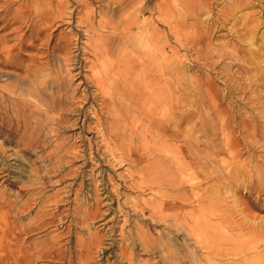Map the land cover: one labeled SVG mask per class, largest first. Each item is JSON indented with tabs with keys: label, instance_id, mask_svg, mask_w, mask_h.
<instances>
[{
	"label": "rangeland",
	"instance_id": "rangeland-1",
	"mask_svg": "<svg viewBox=\"0 0 264 264\" xmlns=\"http://www.w3.org/2000/svg\"><path fill=\"white\" fill-rule=\"evenodd\" d=\"M38 1V6L34 5L31 0H16L11 5L0 3V53L3 47L13 48L12 67L0 66V88L16 87L18 89L16 97L19 99L27 98L28 94L32 92L35 95L40 94L44 103L49 107L53 106L54 98L60 94H63V101L65 96L68 97L70 94L79 98L74 104L70 102L71 106L69 98L65 99V102L68 101L66 104L68 112L63 116L65 125L60 132V138L65 139L66 149L77 146L78 152L82 153L79 152L75 157L57 153V157L51 162L59 167L57 174L52 171L50 163L46 165L38 163L33 166V169H38L41 172V180L35 181L38 186L35 187L34 193L38 197L34 207L37 208L42 199L45 201V215L47 216L45 220L47 222L45 221L46 226L44 225L45 227L40 232L31 235V239L39 243H48L54 238H61V250L68 251L69 249L72 254H75L76 234L81 237V242L85 241L84 243L97 239V235L107 236L105 239L108 243L105 242L108 246L104 242L102 251L100 250L101 252L95 257V264H107V262L112 264L114 262L112 254L117 252L115 249H118V244L120 246L121 243L118 232L123 229L126 236H133L128 244L134 251L140 250V244L135 242V236L139 232L153 240L152 246L156 250L154 251L156 253L155 261L151 259L150 254L140 252L142 256L135 258V263L140 260L142 262L148 260L152 264H239L240 262V264H244L247 260L248 264H264V74H260L255 64L250 62H253L254 59L259 62L264 61V0H247L249 5H242L240 9H232L231 12H229V8H234V2L236 4L240 0H209L203 10L198 9V1L193 0L196 8L192 10L197 12L195 13L199 18V27L193 28L189 22L185 34L191 35L193 38L202 33L205 35L202 36L200 44L196 43L187 48L183 46L182 42L179 43L177 32H175L176 29L178 30L177 17L175 16L183 10L180 13L183 17L187 6L183 2L181 3L184 5H176L172 0H125L124 4L119 6L121 9L118 6H113L109 10L104 7L105 4L102 0ZM6 5L10 7L5 9ZM162 6H165L164 10ZM159 7L162 8V11ZM45 9L51 10L53 15L57 14L60 9H64L75 17L72 20H68V18H65L64 21L53 20L51 28L41 30L34 26L33 18L39 12L38 10L47 11ZM126 9L128 10L125 11ZM135 9L136 11L139 9V12L136 13ZM20 11H24L23 14L28 13L29 17L21 20L19 15L22 12ZM103 11L111 13L109 16L114 23H128L131 19H139L142 22L141 24L138 20L139 24L133 30V39L127 40L129 42L126 46H129L128 48L131 50L136 49L135 44L142 40L141 37L144 39L142 43H145V38L149 39L153 32L157 40L159 54L156 56L155 65L153 67L151 65L153 75L149 78L161 79V84L158 85L159 89L164 88V77L161 75L164 73V75L166 74L165 79L167 78L168 66L165 64L167 61L164 60V54H167L169 59L173 58L170 60V68L174 72L171 74V80L175 100L171 105V113L168 114L162 107L158 110L154 108L155 97L152 96L148 101L142 103V108H139L137 113L134 112L135 115L131 116L132 118L130 117L128 121L130 120V124L141 122L142 125L134 142V145L140 150L138 155L145 161L142 167H154L157 170V179L172 183L174 188L172 185H153L151 189H146L143 193L127 192L128 198L137 197V200L136 198L134 200L137 201V212L140 214H133V211L128 209L124 210L123 217L115 214L114 210L117 208L114 200L109 207L111 212L109 211L110 203L105 198L109 192L111 199H114L111 193L113 188L117 187L118 192H123L122 180L118 175L136 171L137 165L135 166L133 162L137 160L135 153L132 152L127 160L116 153L117 161L121 160L125 163L120 168H114L111 165L113 159L109 153L103 154L97 132L95 130L82 131L84 119L82 115L88 109L90 110L93 98L90 96L85 105L81 104L82 88L77 85L80 82L82 84L83 79L77 81V78H81L80 76L72 79L68 77L62 62L65 54L62 52V55L59 50L57 51L58 48L69 45L72 59H81L87 65L83 72L79 69L73 76L79 72L85 76L88 75L89 78L94 77L97 73L102 74V69L97 70L100 67L98 66L99 62H97L96 69L90 70L91 65L94 64V58L92 56L93 48H90L93 43L89 42L94 39V35L91 32L85 33L84 25L77 27L76 21L84 20L87 15L92 13L93 21L99 23L100 14ZM123 12L128 13L121 20ZM136 14L139 16L137 17ZM133 15L135 16L133 17ZM170 15L175 18L172 19ZM180 19L182 20V18ZM246 19L252 20L253 23L248 24ZM73 33H77L78 36L73 37L71 35ZM100 33L104 37L114 35L108 29L101 30ZM65 36L69 37V40H66ZM5 37L7 39L4 40ZM252 38L255 39L254 42L250 40ZM132 40L135 43L131 42ZM21 44L24 46L22 47ZM55 46H57L56 49ZM82 47L86 50L84 54L80 51ZM150 53L152 54V50ZM158 56L161 58L159 59ZM3 59L4 55L1 53L0 61ZM148 59L146 57L144 62L147 63ZM72 67L71 69L76 71L77 67ZM179 67L180 69H178ZM29 69L35 70L33 77H29ZM28 80L32 82L31 85L27 83ZM144 82L141 81L142 84ZM87 87L91 94L92 85L88 84ZM144 90L143 86L142 91ZM66 105L58 107L66 109ZM124 110L131 111L133 107L124 105ZM102 117L105 118V116ZM243 121L248 126L247 132L239 129L238 125ZM153 122L159 124L153 126ZM130 124L127 125L129 130L134 126V124ZM89 126L90 128L94 127L92 124ZM141 133L145 135H143L145 139L140 135ZM89 144L90 149L88 148ZM0 147L4 152H0V164L2 163L0 179L8 175V178L5 179H9L10 182L9 186L5 185L7 186L6 193L11 199H14L16 182L18 180L26 182V178L29 176V173H26L29 171L28 163L20 161L23 157L19 152L20 149L16 146L15 139L8 137L5 133L0 134ZM56 158L58 159L56 160ZM31 159L35 160L32 157ZM3 164H9V171L1 170L5 168ZM70 173L73 176H70ZM2 190L0 182V191ZM100 198L105 203L107 202L105 206H102L101 203L99 206L98 199ZM148 202L149 204L155 202L159 204L157 211L155 210L154 219H152V213L148 208ZM142 211L145 214L144 217L141 215ZM187 213L192 216V218L187 216V223L176 222L178 218L185 217ZM90 214L92 217L86 221L85 216ZM113 224L118 226L114 229ZM195 224L204 225L206 235L218 240L215 243L208 240L210 247L208 246L207 251L196 246V237L191 239L194 236L186 235L183 226L187 225L192 228ZM112 240L114 242H111ZM251 241L253 243H250ZM111 243H114L113 246ZM249 244L257 245V250H249L247 248ZM109 245L110 248H107ZM112 250L113 252H110ZM242 252L244 254H241ZM73 257L75 258V255ZM74 258L73 262L77 264ZM221 258H223L222 261ZM63 259V262L66 263L68 257H63ZM39 264H62V262L54 263L47 260Z\"/></svg>",
	"mask_w": 264,
	"mask_h": 264
},
{
	"label": "bare ground",
	"instance_id": "bare-ground-1",
	"mask_svg": "<svg viewBox=\"0 0 264 264\" xmlns=\"http://www.w3.org/2000/svg\"><path fill=\"white\" fill-rule=\"evenodd\" d=\"M124 1L125 0H102V2H104V4H105L104 7L108 8L109 10H110V7H113V6L119 7ZM197 1H198L197 2L198 6H199V7L197 6V8L203 10L208 5L209 0H197ZM14 2H16V0H0V3H2L3 5H5V4L11 5ZM31 2H33L34 5H36V6L39 5L38 0H31ZM93 2H95V1H93ZM172 2L175 3L176 5L177 4L178 5L187 4L185 12L183 13V17L181 16L182 14L180 15V13L183 11L182 9H181L182 11L178 15L175 16V17H177L176 26H178V30L176 29V31L175 30H173V31L177 32L176 35H177V38L179 40V43L182 42L183 46L186 48L190 45H195L196 43L200 44V42L202 41V38L204 37L205 34L203 35V33H202L196 38H193L191 35L189 36L188 34H185V31L187 30L186 28H188L189 22L191 23V25H190L191 27H193V28L199 27V21H198L199 18L196 14L197 12L195 11L196 12L195 13L192 10L193 8L194 9L196 8L195 3L193 2V0H172ZM181 2H183L184 4H182ZM159 4H160V2H159ZM245 4L249 5L247 0H240L239 2H236V4L234 2V8L231 6L232 8H229V12L233 11L232 9H235V10L240 9L242 7V5H245ZM9 5L8 6L6 5L5 9L9 8L10 7ZM78 5H80V4H78ZM160 5H162V3ZM125 7H127V6H125ZM164 7H163V10H164ZM160 9L162 11V8H160ZM36 10H37V7H36ZM45 10H47V9H45ZM127 10L128 9H126L125 11H127ZM38 11L39 12L36 13V16L33 18V21H34V26L37 28L38 27L41 28V30H44L43 28L50 27L51 24L53 23L52 22L53 20L56 21V19L57 20L59 19L60 21H64L65 18H68V20H72L75 17L72 13H69L68 11H66L64 9H60L58 11V13L54 14V15H53V13L50 12L51 10L49 11V9L47 11H44V10H38ZM65 11L68 13H66ZM134 11H136V9ZM137 11H136V13H137ZM20 12H22V11H20ZM23 12H22V14H23ZM107 13L105 11L101 12L102 16L100 14V18H99L100 20L98 19L99 23H96L93 21V19H92L93 17L91 16L92 13H90L91 15H89V16L87 15L84 20L83 19H79L77 21L75 20L77 27L84 25L83 27L85 28V33L91 32V34L94 35V39L89 42V43H91V42L93 43V45H92L93 47L91 46L90 48H93L92 49V51H93L92 56L94 58V64L92 63L93 65H91L90 70L96 69L97 62H99L98 66H100L101 68L99 67V68H97V70L102 69V74L97 73L94 77L91 76V78H89V77H87L88 75L85 76L84 74L79 72L77 75L73 76V74L75 72H78L79 69L82 70V72H83V69L87 68L86 67L87 65L84 64V62H82L81 59L76 60L75 57H74L75 60L72 59L71 54H70V49H69L70 46L69 45L62 47L60 49L58 48L57 51L59 50L61 53L64 52V54H65L64 55L65 57L62 59V62L64 64V68L66 69V73H67L68 77L70 79H72L74 77L80 76L81 78H77V81L79 79H83V83L81 84V82H80L77 85L78 87L82 88L81 104L85 105V103L88 101V98L90 96L93 98V103L90 106V110L88 109L82 115L84 118L82 121L83 122L82 128H81L82 131H84V130L85 131L95 130L97 132L98 138H99L100 143H101V149L103 150V154L109 153V156L113 159L112 160L110 158L113 161L111 163V165L114 168H120V167H122V164L125 163V161H121V160L117 161V159L115 158L116 153L120 154V156H122V158H125V160L130 158V155L132 152L135 153L134 155L136 156L137 160H134L133 162L135 163V166L137 165V167H135L136 171L133 173H131V172L119 173V175H118V177L122 180L121 185L123 188V192H118V189L116 187V188H113V190L111 192L114 199H111V194H109V192L107 195L108 197L106 196V198H105L108 200V203H110L109 206L107 204L109 211L111 212V208H109V207L112 205L113 200H114V204L116 205V208H117V210H114V211H116L115 214L123 217L125 214L124 210L130 209L131 211H133V214L139 213V212H137V201L135 202V200H134V198H136V200H137V197H134L133 199L131 197L128 198V196L126 194L127 192L133 193V194L134 193H143L146 189L147 190L151 189V187L153 185L154 186H156V185H158V186H160V185L161 186H171L172 185V187L174 188L172 183H169L166 181L164 182L161 179H157V176H158L157 170H155L154 167H149V166L145 167V168L142 167L143 163L145 162L144 158L138 155V152L140 151L139 147H136L134 145V142H135L136 138L138 137V130H139V128H142V125H141V122L140 123L132 122L131 124H134V126L131 127L130 126L131 124L129 123L130 120L128 121V119L131 116L133 117L135 115L134 112L139 110V108H142L141 107L142 103L144 101H148L152 96L155 97L154 108H156L158 110V108L162 107V108L166 109L168 114L171 113V108H172L171 105H172V102L175 100L174 87H173L172 80H171V74H173L174 72L170 68V66H171L170 60L173 58L170 57L171 59H169V57H167V54H164V56H165L164 60L167 61V63H165V64H167L166 66H168V68L165 66L167 68V71H166L167 72V78L165 79L166 74L164 75V73H163V75H161L162 77H164V84H163L164 88L159 89L158 85L161 82L160 81L161 79L157 80L155 78H153V79L149 78L150 76L153 75L152 74L153 73L152 67L155 65L156 56L159 54L158 53L159 51H157V47H158L157 40L155 39L153 32H151L149 39L145 38V43H142V40H144V39H143V37H141L142 40L138 43L136 42L137 44H135L136 49L131 50V48H128L129 46L127 47L126 45L130 41L129 39H133L134 27L138 26L140 20L138 19L139 20L138 21V20L131 19V18H129L130 17L129 16L128 19H131V20L128 21V23L122 22V24H120L121 23L120 22L118 24V23H114L111 20V18L109 16V14H111V13L109 11ZM127 13H124L123 14L124 16L122 15L121 20H123V17H125V14H127ZM162 13H164V12H162ZM170 13L174 14L173 12H170ZM22 14L19 15L21 20L25 19L26 17H29L28 13L23 14V15ZM55 15H56V17H55ZM134 16L135 15H133V17ZM136 16L138 17L139 14L138 15L136 14ZM170 17H172V16L170 15ZM173 17H172V19H173ZM180 18H182V20ZM246 22H248V24L253 23V21L250 19H246ZM162 23H163V21H162ZM141 24H142V22H141ZM105 29L106 30L108 29L109 31H111L112 32L111 34H114V35L113 36L111 35L109 37H106V36L104 37V35L100 32H101V30L104 31ZM249 32H250V30H249ZM74 33L71 35L73 37H77L78 34L77 33L74 34ZM250 34H252V33H250ZM161 37H162V35H161ZM68 38L66 37V40H69ZM5 39H7V37H5L4 40ZM127 40H129V41L127 42ZM250 40L252 42H254L255 39L252 38ZM131 42H133V40ZM133 43H135V42H133ZM250 44L252 45L253 43H250ZM23 46L24 45H22V47ZM56 47L57 46H55V49H56ZM150 50H152V54L150 53ZM12 51H13V48H4V47L1 48V53L4 55V59H3V61H0V66L2 65L4 67H12V65H13V57L11 55ZM53 51L56 52V50H53ZM80 51L82 54H84L86 52L85 48H83V47L80 48ZM147 52H148V54L146 55ZM1 53H0V55H1ZM62 55H63V53H62ZM80 56H82V55L80 54ZM175 56H174V58H176ZM146 57L149 58L147 63L144 62V59ZM160 58L161 57H159V59ZM174 62H175V60H174ZM250 62H251V64H255V66L258 68L260 74H264V61L259 62V61L254 59L253 62L252 61H250ZM73 63L74 64L76 63V64L74 65ZM73 65L75 67H77L76 71H73L71 69V67ZM151 65H152V67H151ZM177 66H178V64H177ZM157 68H159V67H157ZM178 69H180V67ZM162 70H164V69L162 68ZM34 72H35V70L29 69L28 70L29 77H31V76L33 77L35 75ZM141 81H145V82L142 84ZM194 81H195V79H194ZM27 83H29L30 85L32 84V82L30 80H28ZM58 83H59V81H58ZM29 84H28V86H29ZM88 84L92 85V88H93L92 93H91L92 95L89 94V92H88L89 91L88 87H87ZM143 86L145 88L144 91H142ZM17 91H18V89L16 87H12V88H8V89L0 88V134L5 133L8 137L15 139L16 146L20 149L19 152L22 154V157H23L22 159H20V161L21 162L26 161L28 163L27 168L29 169V171L26 173H29V176L26 178V182L23 180H18V182H16L17 188L14 190L15 191L14 195H13L14 199H11L9 197V195L6 193V189H7L6 187L9 186L8 184L10 182L9 179H5L8 175L3 176V178L0 179V182L2 183V189H3L2 191H0V264H39L40 262L47 261V260L52 261L54 263L55 262L56 263L62 262V264H63L64 263L63 257H66V256L68 257V260L64 264H75L73 262V258H74L73 255H75L74 259H76L75 261L77 262V264H95V257L99 252L102 251V247L104 246L103 244H105L107 242L105 239V237H107V236L101 237V236L97 235L96 236L97 239L95 238V239H92L89 243L88 242L84 243L85 241L81 242V237L76 234L75 251L73 250L75 254H72V252L69 249H68V251H62L61 250V240H62L61 238H54L53 240L49 239L50 241L48 243H46V242H43V243L40 242L39 243V242H35V240L31 239V235L33 233L40 232L42 230V228H44L46 226V222H47L45 220L47 218V216L45 215V211H46L45 210V205H46L45 201H43V199H42L41 204L39 206H37V208L34 207L35 206L34 203L38 197L37 194L34 193L35 187L38 186V184H36L35 181L39 182L41 180V177H40L41 172L38 169L37 170L33 169V166L38 165V163L43 164V165L50 163L52 171H54L55 174H57L59 167H57L56 164H51L52 159L57 157L56 156L57 153H61L64 156L75 157L80 151L78 152L77 146L66 149L65 148L66 143L64 141L65 139L63 140L60 138L61 137L60 132L64 128V125H65L63 116L65 115L66 112H68V110H67L68 106L66 105L68 101L65 102V99L67 96L64 95L65 96L64 101L62 99L63 94L62 95L60 94L58 97H55L53 100V104H52L53 106L49 107L48 104L44 103L42 95H40V94L35 95L32 92V93L28 94L27 98L19 99L16 97ZM67 98H69V104H70V102L72 104H74L75 101L79 100V98L75 97L72 94H70ZM203 99L205 100V98H203ZM72 104H70V106ZM60 105H64V106L66 105L67 107H66V109H60L58 107ZM124 105L128 106V107L130 106V108L132 106L133 110H131V111L124 110ZM64 106H62V107L64 108ZM159 111H160V109H159ZM217 114H219V113H217ZM102 116H105V118L103 119ZM156 117H157V115H156ZM93 120H94V122H93ZM131 121H135V120H131ZM145 121H147V120H145ZM263 122H264V120H263ZM89 124H92L94 127L90 128ZM128 124H130L129 125L131 127L130 130H129V128H127ZM158 124H159L158 122L152 123L153 126L158 125ZM238 126H239V129L241 131H245V132L248 131V126L244 123V121L240 122ZM143 127H145L144 124H143ZM140 135L145 139L144 134H143L144 136L142 135V133ZM88 148L90 149V144L88 145ZM1 149L2 148L0 147V152H3ZM144 151H145V149H144ZM80 153H82V152H80ZM90 154H92V153H90ZM31 157L34 158L35 160L33 161L31 159ZM58 157H59V155H58ZM146 157H148V156H146ZM57 159L58 158H56V160ZM105 159H106V157H105ZM4 160H6V159H4ZM16 162H19V161H16ZM3 167H5V168L1 169V170H3V172L9 171V164H3ZM167 169H169V168H167ZM257 169H259V168L257 167ZM0 174H1V172H0ZM136 175L138 177L137 180H136ZM70 176H73V174L70 173ZM177 176H179V175H177ZM174 177H176V176H174ZM22 178H23V176H22ZM147 179H148V181H145ZM118 181H120V180H118ZM103 184H104V182H103ZM5 185H7V186H5ZM10 187H13V186L10 185ZM157 188H159V187H157ZM8 190H9V188H8ZM182 192H183V190H182ZM177 195H179V194H177ZM132 196H134V195H132ZM152 196L154 198L153 194H152ZM181 198H183V197H181ZM98 202H99V206H100V203L102 204V206H105L107 203V202L105 203L103 200H101V198L98 199ZM142 202H143V200H142ZM178 202H179V200H178ZM147 204H148V208L150 209V211L152 213V219H154V213H155V210L157 211L159 204H157V202H155L154 204L153 203L149 204V202H148ZM183 210H185V209H183ZM112 211H113V209H112ZM141 215H142V217L145 216L143 211H142ZM187 216L192 218V216L187 213V215L185 217L182 216L181 218H178L177 221L176 220L175 221L176 222L179 221L180 223L183 221V222L187 223V219H188ZM200 216H202V215H200ZM91 217H92V214L87 215V216H85V220L87 221ZM125 222H127V221H125ZM48 224H49V222H48ZM195 225L192 228L187 227V225L183 226L184 230L186 232V235L188 237L194 236L191 239L196 237L195 238L196 239L195 240L196 246L203 251H207L208 246L210 247V244H208V240H210V242H212V243H215L218 240L215 237L209 238V236L206 235V230H205L204 225L203 226H199L197 224H195ZM116 226H118V225L116 224ZM116 226H114V224H113V228ZM105 227H107V226H105ZM107 230H108V228H107ZM118 233H119L120 238H121V243H120V246L118 244V249H115V250H117V252H113V250L110 251V252H113V254L110 253L113 255V259H114V262L112 264H152L148 260H147L148 262L147 261L142 262L140 260L139 262L135 263L134 262L135 258L137 259V257L142 256V254H140V252L145 253V254H150L151 259L155 261L156 253L154 251H156V250L153 249V246H152L153 240L151 238L148 237L149 238L148 239L146 237L147 235L146 236L141 235L139 232L138 235H136L137 237L135 236V242H137L138 245L140 244V246H139L140 250L134 251V249L131 248L128 244V242H130L129 240H132L133 236L132 237H131V235L126 236L123 229L121 231H119ZM263 239H264V237H263ZM219 241H221V240H219ZM111 242H114V240H112ZM107 243H106V246H108ZM132 243H133V241H132ZM250 243H253V242L251 241ZM113 244L111 243L112 246H113ZM107 248H110V245ZM247 248L249 250L256 251L258 247H257V245L252 246L251 244H249V245H247ZM112 249H114V248L112 247ZM241 254H244V253L242 252ZM218 255H220V254H218ZM225 256H227V255H225ZM258 256H260V254H258ZM216 257H217V255H216ZM228 257H229V255H228ZM111 258H112V256H111ZM251 258H253V257H251ZM216 259H218V258H216ZM222 259L223 258H221L220 260L222 261ZM214 261H216V260L214 259ZM243 261L245 262V260H243ZM245 263L248 264L247 260ZM107 264H111V263L107 262ZM231 264H236V263H231Z\"/></svg>",
	"mask_w": 264,
	"mask_h": 264
}]
</instances>
